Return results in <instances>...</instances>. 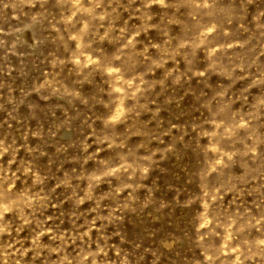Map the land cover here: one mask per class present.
Returning <instances> with one entry per match:
<instances>
[{"label":"rangeland","instance_id":"374dc122","mask_svg":"<svg viewBox=\"0 0 264 264\" xmlns=\"http://www.w3.org/2000/svg\"><path fill=\"white\" fill-rule=\"evenodd\" d=\"M0 264H264V0H0Z\"/></svg>","mask_w":264,"mask_h":264}]
</instances>
